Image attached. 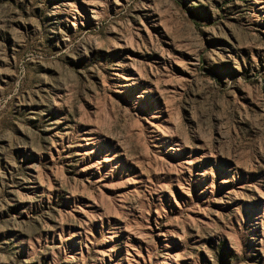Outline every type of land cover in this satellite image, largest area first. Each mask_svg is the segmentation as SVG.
Here are the masks:
<instances>
[{
	"label": "rangeland",
	"instance_id": "374dc122",
	"mask_svg": "<svg viewBox=\"0 0 264 264\" xmlns=\"http://www.w3.org/2000/svg\"><path fill=\"white\" fill-rule=\"evenodd\" d=\"M0 264H264V0H0Z\"/></svg>",
	"mask_w": 264,
	"mask_h": 264
}]
</instances>
